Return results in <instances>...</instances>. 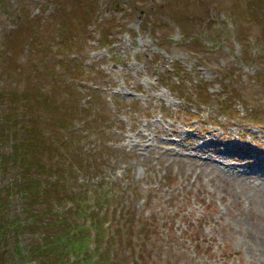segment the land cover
Masks as SVG:
<instances>
[{
  "label": "rangeland",
  "instance_id": "1",
  "mask_svg": "<svg viewBox=\"0 0 264 264\" xmlns=\"http://www.w3.org/2000/svg\"><path fill=\"white\" fill-rule=\"evenodd\" d=\"M81 1L0 0V86L8 81L22 87L45 53L48 67L56 66L80 91L101 86L97 100L90 103L83 94L78 104L102 126L91 130L100 135L82 144L93 150L87 159L96 161L88 183L94 188L108 181L99 190L112 189L111 205L124 219H107L104 226L125 233L126 241L140 236V264H264V170L246 158L254 153L264 159V0H92L94 20L85 16ZM60 19L66 22L62 38L56 32ZM26 21L32 33L16 38ZM13 44L20 45L15 50ZM18 51L20 72L2 70ZM64 57L80 63V76L58 68ZM45 83V91L64 104L42 113V125L49 128L75 98L49 79ZM75 124L80 130L82 118ZM171 128L199 146L219 143L221 152L232 154L218 157L177 145L167 152L169 142L181 140ZM8 172L0 186L12 179ZM20 202L17 196L9 215H20ZM79 222H86L84 216ZM20 234L19 243L13 232L3 237V264H38L29 251L39 233ZM114 238L119 243L110 250L120 254L121 238Z\"/></svg>",
  "mask_w": 264,
  "mask_h": 264
},
{
  "label": "trees",
  "instance_id": "2",
  "mask_svg": "<svg viewBox=\"0 0 264 264\" xmlns=\"http://www.w3.org/2000/svg\"><path fill=\"white\" fill-rule=\"evenodd\" d=\"M80 6L84 7L88 19L97 18L96 2L82 0ZM60 20L56 32L62 38V28H65L66 22ZM29 23L26 21L23 27H18L16 38L19 36L23 39L22 36L26 33H32V25L29 26ZM34 35L28 46L33 44L36 38ZM103 38L107 40L108 37L104 35ZM100 43L105 45L106 41ZM19 45L13 44V48L16 50ZM49 45L37 44V47L40 46V50L46 49L47 52V49L52 50ZM66 45L62 47L66 48ZM17 54L19 51L9 54L10 65L2 70H9L10 73L20 72L22 64L18 62ZM45 54L44 60L32 66L30 74L25 75L26 80L23 78L22 87L17 82L12 86L8 81L3 83L4 86H0V176L6 178L10 169L12 176L5 186H0V264H3L7 253L3 237L13 232L19 243L20 233L24 230L33 234L39 233L40 237L30 243L29 251L32 257L38 259V264H116L119 259L140 264L143 258V241L140 236L138 235L136 241H126L122 238V235L126 237L125 233L113 234L112 231L107 232L108 227L104 226L107 219H121L123 215L111 205L115 199L112 189L99 190V186L103 185L102 181L94 188L92 183H88L97 169L96 161L87 159L93 150H83L82 144L91 135H100L101 133L91 130L96 131L102 126L89 120L91 110L78 104L83 94L88 96V102L93 103L100 96L98 90L102 88L92 86L90 92L87 87L85 93L80 91L82 88H78L76 83H69L63 76L66 74L58 71L56 66L48 67L51 58L49 53ZM58 63V68L63 67L66 73L73 76H80L79 72L83 71L77 60L68 57L60 59ZM46 79H49L50 85L55 89L62 87L67 94H74L75 98L74 105L68 108L69 113H58L61 116L57 114L53 121L50 120L49 128L42 125V113L49 109L57 112L64 104L58 103L53 92L45 91ZM229 108L226 106L223 110L227 111ZM64 113H68L72 117L71 120L68 121ZM95 116L102 118L104 115L96 111ZM80 118L83 120V126L80 125L81 129L77 130L75 122ZM56 126L60 131L55 129ZM72 150H75L73 155ZM105 183L108 181H104V187ZM17 196L23 206L15 213L25 214V219L20 215L13 217L8 214ZM89 199L94 202L91 204L93 207L87 204ZM74 214L76 218H73ZM83 216L86 222L81 223L79 221ZM142 224L147 226L146 223ZM141 230L139 227L137 232L140 234ZM114 235L118 239L121 238L123 251L120 254L111 251L115 249L114 245L119 243ZM18 243L16 252L22 255ZM66 256L72 260L63 263Z\"/></svg>",
  "mask_w": 264,
  "mask_h": 264
},
{
  "label": "bare ground",
  "instance_id": "3",
  "mask_svg": "<svg viewBox=\"0 0 264 264\" xmlns=\"http://www.w3.org/2000/svg\"><path fill=\"white\" fill-rule=\"evenodd\" d=\"M182 132L183 131L178 130L177 128H171L169 130V133H175V134L179 133L178 135L181 137V140L178 143L169 142L168 144H171L172 146L168 150H166L167 152L170 151V150H174L175 146L177 145V146L184 147V148H191V149H194V150L196 149V151H198V152L200 150V151H203L205 154H211L212 153L213 155L218 156V157H224V153L228 154L227 156H229V154H232L230 151L221 152L220 148H219V145H220L219 143H216V144H206V143H204V144L199 146V144H198L199 141L190 140V138H192V137H189V136L185 137V136H183ZM202 137L203 136L199 135V138H202ZM186 139H188V140H186ZM203 139L204 138H202V140ZM189 157L191 158V160H194L195 158H198V157H195V156L194 157L193 156H189ZM246 158L248 160H252V161L254 160L255 161V162L253 161V164L255 163V165L252 164V166L254 168H261L260 170H264V159H261L260 157H258V155L254 154V153H250L248 156H246ZM207 161H209L208 158H207ZM223 161H221V162H223Z\"/></svg>",
  "mask_w": 264,
  "mask_h": 264
}]
</instances>
